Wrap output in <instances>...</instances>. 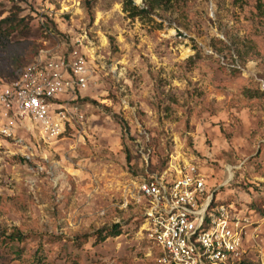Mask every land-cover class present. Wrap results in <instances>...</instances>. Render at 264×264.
Segmentation results:
<instances>
[{
  "label": "rangeland",
  "instance_id": "1",
  "mask_svg": "<svg viewBox=\"0 0 264 264\" xmlns=\"http://www.w3.org/2000/svg\"><path fill=\"white\" fill-rule=\"evenodd\" d=\"M15 14L25 22L1 23ZM74 50L90 69L82 127L48 140L25 120L21 141L0 137V264H163L122 192L189 166L264 216V0H178L136 17L124 0H0V86L42 51ZM116 223L122 234L99 241ZM243 246L242 261L264 264V224Z\"/></svg>",
  "mask_w": 264,
  "mask_h": 264
},
{
  "label": "built area",
  "instance_id": "2",
  "mask_svg": "<svg viewBox=\"0 0 264 264\" xmlns=\"http://www.w3.org/2000/svg\"><path fill=\"white\" fill-rule=\"evenodd\" d=\"M89 76L88 60L77 50L56 57L40 52L17 79L0 86V137L20 140L17 131L28 127L25 120L48 140L80 129L84 114L76 92ZM214 198L206 175L189 166L176 176L130 181L120 203L141 209L139 232L159 249L163 264H240L245 237L257 235L264 216Z\"/></svg>",
  "mask_w": 264,
  "mask_h": 264
},
{
  "label": "trees",
  "instance_id": "3",
  "mask_svg": "<svg viewBox=\"0 0 264 264\" xmlns=\"http://www.w3.org/2000/svg\"><path fill=\"white\" fill-rule=\"evenodd\" d=\"M142 1L144 2V6L136 5L134 0H124V11L128 12L131 17L148 15V14H150V13H152L158 9H170L177 3L178 0H142ZM259 11L261 13L262 9ZM260 13L255 15V18L260 19L262 16ZM12 22L22 23V22H25V20H24V18L19 19L17 17V14L6 16L5 18H2V20H1V23H4V24H11ZM17 27L18 26L12 27L11 32L16 31ZM1 73H2V69L0 67V75H1ZM127 157H129V156L127 155ZM214 201L219 202V203H231L230 200L219 199L217 197L216 193H215ZM237 204H240V203H237ZM138 221L140 224L142 221V218H139ZM103 231H105V232H103ZM96 234H97V238L99 239V241H104L108 237H117V236L121 235L122 234V226L119 223H116L106 230H98L96 232ZM88 236H89L88 234H85L83 237L86 239ZM0 237H2L1 233H0ZM8 239L11 241H16V240L22 241L24 239V236L22 234H12V235L8 236ZM240 264H250V263L242 261Z\"/></svg>",
  "mask_w": 264,
  "mask_h": 264
}]
</instances>
